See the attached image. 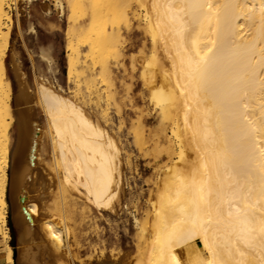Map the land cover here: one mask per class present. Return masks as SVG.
Segmentation results:
<instances>
[{"label": "bare ground", "instance_id": "obj_1", "mask_svg": "<svg viewBox=\"0 0 264 264\" xmlns=\"http://www.w3.org/2000/svg\"><path fill=\"white\" fill-rule=\"evenodd\" d=\"M7 2L0 0V264L15 261L9 207L21 240L37 238L42 213L29 198L31 181L39 180L46 199L61 201L75 187L97 208L116 212L123 182L118 90L104 91L113 97L115 131L101 101L103 90L95 98V92L84 100L82 94L79 101L46 83L40 84V101L48 119L46 151L53 162L38 170L41 130L35 124L31 132L22 114L9 175L14 121L5 64L12 21ZM71 7L68 76L81 66L88 85L100 75L93 76L86 63L79 65L82 46L109 84L117 77L112 55L125 61V52L135 47L121 42L119 49L115 38L142 29L132 64L139 61L140 76L164 117L154 135L159 141L162 134L166 137L171 162L138 264H187L178 253L183 244L189 264H264V0H71ZM98 43H105L100 50ZM93 100L100 118L87 106ZM138 138L143 144V136ZM67 225L47 217L42 222L56 249L67 248ZM28 254L25 261L34 263Z\"/></svg>", "mask_w": 264, "mask_h": 264}, {"label": "rangeland", "instance_id": "obj_2", "mask_svg": "<svg viewBox=\"0 0 264 264\" xmlns=\"http://www.w3.org/2000/svg\"><path fill=\"white\" fill-rule=\"evenodd\" d=\"M8 1L7 9L12 16V21L5 64L12 85L10 103L11 116L14 121L9 175L11 176L12 173L13 153L17 144L22 114H24L23 121L28 122L31 132L34 130L35 124H38L41 130L39 142L42 156L38 170L46 169L47 166H50V162H53L50 153L46 151L48 119L40 101L41 83L69 92L79 101H82L80 99L83 97L82 94H84L83 100L85 96L86 99L88 96L93 97L95 93L94 98L97 97L100 88L103 90L101 91L102 104L107 105L108 115L111 116L109 117L112 122L109 120V126L115 131L118 117L115 112L113 97L105 94L104 91L108 92V89L119 91L117 93L120 95L117 94V96L121 103V129L119 133H121V170H123L120 206H118L117 212L111 209L101 210L97 208L90 202L91 200L88 199L83 190L75 187L72 188L73 191L71 190L75 194L70 193L67 198L61 201V198L55 200V196L46 199L45 193L39 189L41 187L38 183L39 180L31 181L29 198L40 204L41 223L37 226L36 240L23 242L14 225L12 208L9 207L8 225L11 233L9 242L14 249V264H138L141 261V256H144L145 251L143 252V250L148 244L149 238L146 229L150 227L157 194L163 189L168 172L166 164L171 162L165 149L168 145L166 137L162 134V139L160 138L159 141L154 135L157 129L164 126L165 121L162 123L163 116L156 109L150 87L140 76V63L137 59L135 66H133L132 60L139 55V47H141L142 29L140 28L139 33L129 34L122 38L119 35L115 38L117 42H120L117 46L119 49L121 42L123 46L135 43V47L125 52V61L121 59V55L118 59L112 55V65L114 68L115 65L117 67L113 75L117 77H114L116 80L111 81L110 85L106 84L109 80L105 82L106 79H100L102 75L99 73L100 65L98 62L96 65L93 54L86 51L87 46H82V51L79 53L81 60L79 65L86 63V67H89L92 75H100H98L99 77L93 75L94 80L91 79L90 85H95L91 87L88 85L89 83L85 82L81 66H78L70 78L68 76V51L66 48L69 40L67 28L73 23L71 0ZM120 2L121 0H117V3ZM102 44L105 43H98L95 48L100 50L103 48ZM134 56L135 58H132ZM93 88L95 90L97 88V92ZM89 92H92L93 95L91 93L88 95ZM93 103L94 100L86 105L94 114L99 113L95 116L100 118L99 108L98 110V106L94 108L95 103ZM142 136L143 144L141 138H138ZM157 141L161 143L158 144ZM157 145L158 147L161 146L160 148L165 146V150L157 148ZM155 147L157 148L156 151ZM57 189L58 186H55L52 191L56 192ZM7 199L9 201V185ZM67 199H72V204L71 201L68 203L69 200ZM53 201L55 202L54 206L51 204ZM65 201H67L68 207L64 203ZM56 205L62 207L59 206L56 209ZM52 207H55V210ZM59 209L60 211L56 212ZM45 217L68 224L67 227L71 230L68 234L70 237L65 243V245L68 244L66 245L68 249L63 245L58 248V251L57 247L45 236V231L41 226ZM195 241L201 244L198 238ZM178 247L181 259L189 264L187 246L183 244ZM2 248L0 238V251ZM25 253H30L28 254L30 256L33 254L34 263L25 261Z\"/></svg>", "mask_w": 264, "mask_h": 264}, {"label": "crops", "instance_id": "obj_3", "mask_svg": "<svg viewBox=\"0 0 264 264\" xmlns=\"http://www.w3.org/2000/svg\"><path fill=\"white\" fill-rule=\"evenodd\" d=\"M11 201V191H10V186H9V202Z\"/></svg>", "mask_w": 264, "mask_h": 264}]
</instances>
